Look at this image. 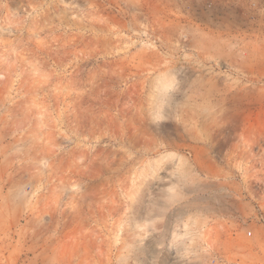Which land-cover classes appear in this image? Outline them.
Wrapping results in <instances>:
<instances>
[{"label":"rangeland","instance_id":"1","mask_svg":"<svg viewBox=\"0 0 264 264\" xmlns=\"http://www.w3.org/2000/svg\"><path fill=\"white\" fill-rule=\"evenodd\" d=\"M0 264H264V0H0Z\"/></svg>","mask_w":264,"mask_h":264},{"label":"bare ground","instance_id":"2","mask_svg":"<svg viewBox=\"0 0 264 264\" xmlns=\"http://www.w3.org/2000/svg\"><path fill=\"white\" fill-rule=\"evenodd\" d=\"M161 95L163 96V94L161 93ZM160 95V96H161ZM161 98V97H160ZM143 199H144V195H143V193H142V195H140L139 197H138V199H136V201L138 202V203H141L142 201H143ZM144 226V225H143ZM137 227H141V226H137Z\"/></svg>","mask_w":264,"mask_h":264}]
</instances>
